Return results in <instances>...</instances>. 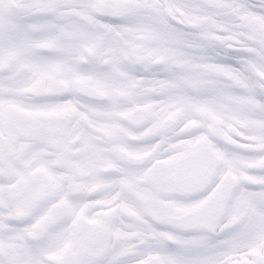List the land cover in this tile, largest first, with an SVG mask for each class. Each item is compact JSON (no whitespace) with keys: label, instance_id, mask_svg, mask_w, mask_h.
<instances>
[{"label":"snow or ice","instance_id":"1","mask_svg":"<svg viewBox=\"0 0 264 264\" xmlns=\"http://www.w3.org/2000/svg\"><path fill=\"white\" fill-rule=\"evenodd\" d=\"M0 264H264V0H0Z\"/></svg>","mask_w":264,"mask_h":264}]
</instances>
